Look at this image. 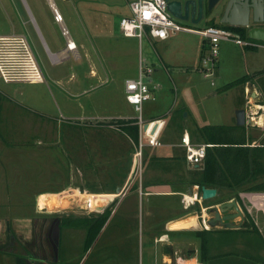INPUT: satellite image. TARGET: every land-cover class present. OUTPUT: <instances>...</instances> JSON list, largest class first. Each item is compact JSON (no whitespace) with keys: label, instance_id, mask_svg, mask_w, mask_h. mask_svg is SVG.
<instances>
[{"label":"crops","instance_id":"1","mask_svg":"<svg viewBox=\"0 0 264 264\" xmlns=\"http://www.w3.org/2000/svg\"><path fill=\"white\" fill-rule=\"evenodd\" d=\"M49 1L50 5L53 4V0ZM240 10L238 8L237 12L231 14L230 21L237 23L214 24L230 25L243 30L246 33L244 38L252 39L257 45H240L232 40H222L230 41L235 46L232 50L227 49L233 70H238L237 76L231 81L244 75L248 79L229 88L222 89L228 82L221 87L222 92H218L216 97L228 96L229 104L222 116L221 112H218L217 121L204 124L197 121L187 122L180 115L185 109L182 105L170 108L167 111L169 118L167 120L165 117L154 115L143 106L146 119L144 118L142 131L139 127L138 141H134L123 130V124L115 120L137 118L135 114L124 113L122 109L113 114L102 115L95 113L94 101L86 107L78 100L79 109L70 117L77 121L69 123L72 140L73 136L77 135L70 149L72 152L69 150L70 159L73 165L80 169L93 164L96 173L91 175V179L98 178L99 181H104L103 185L76 180L61 183L62 149L58 145L60 137L56 138L55 133L53 142L48 146L14 147L4 136H0V264H101L100 258L104 253L92 256L94 245L109 227L112 216L117 211H123V207L129 210L131 204H136L137 198L141 195L147 196L145 200L148 221L147 256L151 257L153 251L155 264H264V190L216 187L217 194L214 197L231 195V198L226 197V200L236 199L245 218L238 227L210 226L207 220L212 213L208 211V207L218 203L206 204L205 201L210 198H202L199 180L202 178L205 157L201 163L190 162L185 156V147L181 144L182 135L188 133L192 142L207 143L208 148L213 144L205 142L200 132L202 126L238 127L230 130L231 134L237 137L244 136L246 145L256 146L260 149L257 151L263 156L256 176L247 178L238 186L264 183V9L262 17L254 8L247 9L248 25L239 23L243 21V12L241 14ZM97 11L98 8L90 2L86 5L84 15L91 21V26L106 27V35L110 37L114 36V29L121 34L119 19L115 21L112 12H103L99 16L96 15ZM258 20L261 21L257 22ZM199 24L198 26H201ZM254 26L257 27L255 30L261 32L255 31L253 32L255 37H251L249 29ZM239 30L234 31L241 35ZM174 34L166 39H152L150 42L152 45L165 44ZM122 41L118 44L119 49L126 58L125 62L133 66V75L122 79L123 98L135 110L125 95V80L135 77L138 73L135 43L126 39ZM200 42L198 62L205 49L204 37L202 40L199 38ZM66 52L64 48L56 52L59 60L66 58ZM99 56L102 57V54ZM87 57L90 55L87 54ZM120 59L112 61V67L116 66L114 69L122 70L126 66ZM222 59L223 62L218 57L216 74L225 63V59ZM148 62L155 67V76L162 77L164 73L170 74V66L175 61L159 54L158 63ZM43 74L47 77L48 71L43 70ZM91 74L99 75L95 67L91 69ZM74 78L75 73L72 72L67 80L60 77L57 82L66 87L63 91L65 94L79 97L82 92L80 93L77 86L73 85ZM239 108L245 109L244 124L237 122L236 110ZM39 115L42 116H38L34 122L40 124L41 129H44L43 124L51 122L50 119L56 123V119L49 113ZM188 115L186 112V116ZM115 135L120 139L118 137L114 139ZM152 135L156 136L160 144H152L149 141ZM41 140L44 143L45 137ZM78 140L84 145V151H78ZM99 149L102 153L98 152ZM215 153L217 156L218 152ZM221 166L222 170L225 163L223 162ZM71 185L76 187L75 197L70 198H73L72 206L67 211V208L63 209L66 206H61L63 202L56 194L65 186ZM235 194H238V198ZM183 196L189 199L188 203L185 204ZM31 203H38L37 209L32 208ZM197 205L200 206L201 212L196 209ZM105 210H109L108 219L88 247L86 226L63 223V219L68 216L70 218L97 216ZM194 211L197 214L189 215ZM186 215L193 216L194 219L184 225H175L177 221L187 217ZM241 220L238 216L233 221L238 223ZM204 229L209 231L208 252L203 256L202 238L196 232ZM121 234L130 235L127 229L120 232V237L123 236ZM188 243H192L193 247L187 248L186 255H181L179 245L187 246ZM137 263L145 264L143 257H139L138 262L128 264Z\"/></svg>","mask_w":264,"mask_h":264},{"label":"rangeland","instance_id":"2","mask_svg":"<svg viewBox=\"0 0 264 264\" xmlns=\"http://www.w3.org/2000/svg\"><path fill=\"white\" fill-rule=\"evenodd\" d=\"M53 2L61 11L64 23L78 46V50L66 52L67 56L63 60H59L56 52L62 50L66 42L60 24L54 20L49 0H0V31H5L10 25L8 22L12 20L15 29L24 35L28 34L32 40L28 43L7 37L6 39L18 48L16 54L8 57L5 63H9L8 67L11 70H40L42 74V79L31 82L5 81L0 78V136H4L14 147L48 146L53 142L55 133L56 138L60 137L58 145L62 149V184L73 180L104 184V181H99L98 178L91 179V175L96 173L93 164L89 165L90 168L84 166L80 169L73 165L70 159L69 154L72 152L70 149L77 135L73 136L72 140L69 123L77 121L70 117L79 109L78 100L86 107L94 101L95 113L102 115L113 114L122 109L124 113L135 114L136 117L139 114L123 98L122 79L133 75V66L125 62L126 58L118 46L123 39L135 43L137 61L141 54L148 61L158 63L159 54H162L176 62H172L170 74L164 73L162 77H156L162 86L156 92V99L144 103L146 110L168 120L167 111L174 106L182 105L185 109L180 115L187 122L197 121L200 124L217 121L218 112H221V116L224 114L229 98L226 95L221 97L216 95L222 92L220 89L225 83L237 76L238 71L233 70L232 60L228 57V51L235 47L230 41L221 42L219 57L222 62L224 58L225 63L221 65L219 73L205 76L196 69L201 50L199 38L201 40L203 38L199 34L179 31L165 44L157 45H152L148 39H144L140 48L138 38L124 37L115 29L114 36H107L106 27L91 26V21L84 15L86 5L90 2L98 8L96 15L112 12L116 21L129 12L128 0H53ZM207 23L201 21L199 25L204 26ZM4 41L0 40V47L4 45ZM87 54L90 57H87ZM99 54H102L103 59ZM119 58L126 65L122 70L114 69L116 66L111 65L113 60ZM93 67L98 70L99 75L91 74ZM43 70L48 71L47 77ZM72 72L75 73L73 85L77 86L80 93L82 92L79 97L65 94L63 91L66 87L57 82L60 77L67 80ZM212 80L214 84L211 83ZM44 112L51 114L56 123L50 119L51 122L47 121L46 125L43 124L44 129H41L42 126L34 120ZM143 116L144 118L146 116L144 110ZM43 136L44 143L41 140ZM115 137L118 136L115 135L114 139ZM80 141H77L78 151H84L85 147ZM98 152L102 153L100 149ZM52 179L54 180V177ZM53 180L51 182H54ZM75 189L73 185L65 186L56 194L63 202L61 206H66L63 209L67 208V211L71 209L73 198H70L75 197ZM146 198V195H141L137 198L136 204H131L129 210L123 207V211H117L112 216L109 227L100 235L93 248L92 256L104 253L100 258L101 264H128L138 262L139 257H143L145 264H155L153 251L151 257L147 256ZM215 198L207 199L205 203H211ZM30 206L37 209L38 203H31ZM196 207L201 212L200 206ZM124 229H127L130 235L121 234L123 236L120 237V232H124ZM115 234L117 235L114 239L110 240ZM188 244L179 245L181 255H186L187 248L193 247L192 243Z\"/></svg>","mask_w":264,"mask_h":264},{"label":"built area","instance_id":"3","mask_svg":"<svg viewBox=\"0 0 264 264\" xmlns=\"http://www.w3.org/2000/svg\"><path fill=\"white\" fill-rule=\"evenodd\" d=\"M128 5L129 12L120 17L119 30L125 36L138 38L140 48L144 39L149 41L152 39H166L171 34L179 31H191L202 35L205 40V49L201 54L197 68L205 76L215 74L222 40H232L240 45H257L252 39L242 37L225 25L207 24L198 26V24L175 17L168 9V0H128ZM51 8L54 20L60 24L62 35L65 38L66 46L64 49L68 53L78 50L76 42L64 23L61 11L54 2ZM6 38L2 37V40L5 41L4 45L0 47V78L5 81L24 80L30 82L42 79L40 70L9 69V63H5V60L9 59L10 56H14L18 47L11 44V41ZM211 83L214 84L215 82L212 80ZM160 88L161 83L156 79L155 67L140 54L137 75L125 80V95L139 113L137 123L141 131L145 122L143 117L144 103L156 99V92ZM149 141L152 144H160L155 135H152ZM181 144L185 147L187 160L192 163L203 161L207 151V143H194L189 134L185 133L182 135ZM183 200L186 204L189 199L183 196Z\"/></svg>","mask_w":264,"mask_h":264},{"label":"trees","instance_id":"4","mask_svg":"<svg viewBox=\"0 0 264 264\" xmlns=\"http://www.w3.org/2000/svg\"><path fill=\"white\" fill-rule=\"evenodd\" d=\"M120 20V19H119ZM214 24V23H212ZM232 30H239L233 26L227 25ZM242 37L246 35L245 31L239 30ZM248 79L246 75L241 76L231 82H228L222 89L229 88L233 85L245 82ZM122 125L123 130L131 136L134 141L139 138V124L137 118L132 119H116ZM113 123V122H112ZM231 128L226 125H206L200 128V132L205 142L212 143L208 146L207 153L204 158V169L202 171V178L199 180V185H206L211 187H223L228 189H250V190H264L263 184H255L250 186H238L247 178L256 176L262 164V154L256 146L246 145V138L237 137L231 134ZM261 148V147H260ZM218 155L216 156V153ZM225 163V168L221 170V164ZM239 187V188H238ZM238 198V194H235ZM231 195H221L211 203H219L226 200ZM109 210H105L100 215L72 217L69 216L63 219V223L69 225H84L88 228V235L86 247H88L96 237L99 230L108 219ZM208 229L197 231V235L201 236V251L202 255H207L208 252Z\"/></svg>","mask_w":264,"mask_h":264},{"label":"water","instance_id":"5","mask_svg":"<svg viewBox=\"0 0 264 264\" xmlns=\"http://www.w3.org/2000/svg\"><path fill=\"white\" fill-rule=\"evenodd\" d=\"M215 1L218 0H210L211 4ZM234 1L244 6L243 8L238 6L239 10L240 9L242 10V11L240 10L241 14L243 12V21L239 22L241 25H248L249 13H247V9L251 7L254 8V11L256 12L258 11V14L260 16L262 15L263 12L262 10L264 9V0H234ZM197 3H199V0H168V9L175 17L179 19L190 21L195 24H199L202 21V14H201V10H199L198 12V10L195 9ZM260 21L261 20H258L257 22ZM223 22L237 23L235 21H230V20H224ZM255 29H257V27L255 26L249 29V36L255 37L253 32L255 31L261 32ZM245 115L246 114L244 108H239L236 110L237 122L239 124H244L246 122ZM147 126H148V122L145 123V127ZM216 194H217L216 187L202 185V198L204 199L212 198L216 196ZM208 211L212 213V215L207 220V224H209L212 227L213 226H222L225 228L238 227L242 225L243 219L245 218L242 208L240 207L238 201L234 198L212 205L208 207ZM193 214H197V212L194 211L189 215H193ZM238 216H240L242 220L236 223L233 220Z\"/></svg>","mask_w":264,"mask_h":264},{"label":"flooded vegetation","instance_id":"6","mask_svg":"<svg viewBox=\"0 0 264 264\" xmlns=\"http://www.w3.org/2000/svg\"><path fill=\"white\" fill-rule=\"evenodd\" d=\"M239 4L234 0H218L211 4L210 0H199L195 9L201 10L202 21H206L209 24L215 22H223L224 20H231V14L237 12ZM243 8V5H240ZM9 27L5 31H0V40L2 37H11L15 41L24 40L30 43L31 38L28 34H22L21 31L15 29L13 21L8 22Z\"/></svg>","mask_w":264,"mask_h":264},{"label":"bare ground","instance_id":"7","mask_svg":"<svg viewBox=\"0 0 264 264\" xmlns=\"http://www.w3.org/2000/svg\"><path fill=\"white\" fill-rule=\"evenodd\" d=\"M52 5V4H51ZM86 198H88V197H90V195L87 197V196H85ZM91 198H92V195H91ZM65 202V201H64ZM67 203V202H66ZM63 204V203H62ZM57 207H58V205H57ZM187 216V215H186ZM195 216V215H194ZM194 219V217L193 216H187V217H185L184 219H180L179 221H177L176 223H175V225H184L185 223H189V222H191L192 220Z\"/></svg>","mask_w":264,"mask_h":264}]
</instances>
